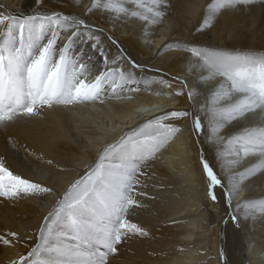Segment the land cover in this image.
<instances>
[{
    "label": "snow or ice",
    "instance_id": "1",
    "mask_svg": "<svg viewBox=\"0 0 264 264\" xmlns=\"http://www.w3.org/2000/svg\"><path fill=\"white\" fill-rule=\"evenodd\" d=\"M254 3L255 0H210L203 8L198 30L214 27L226 11ZM168 7V0H92L83 13L98 11L113 20L135 18L147 31L148 26L155 28L164 23ZM84 15L37 11L20 16L0 10V129L21 119L42 117L56 107L103 106L112 100H132L139 93V88L130 85L136 82L137 70L143 72L145 66L125 56L122 48L110 58L96 35L102 30L94 29ZM62 31L70 33L63 41ZM108 39L117 44L112 37ZM77 41L90 42L91 48L103 57V69L95 70L98 74H93L86 53L73 50ZM166 48L167 42L160 51ZM182 50L191 54L189 71L203 73L191 88L183 78L173 77L182 89H188L189 101L200 94L197 90L203 82L218 80L204 89L206 103L199 108L190 104L187 109L163 110L140 119L117 139L104 143L91 162L83 164L82 173L63 189L15 172L8 158L0 155V197H53L51 207L30 234L27 230L0 232V244L24 245L17 259L9 264H111L109 258L118 254V246L130 235L147 236V231L131 222L128 215L141 206L136 197L145 195L138 190L143 186L141 177L146 176L142 169L183 131L179 123L182 120L190 119L191 130L197 135L205 134L217 148L219 172L203 151L199 155L211 201L215 204L222 199L232 209L229 221L237 228L242 220L264 217V199H236L245 181L264 174V55L195 44ZM156 82L164 86L154 93L157 97L171 99L184 94L182 89L174 94L164 91L173 85L163 77ZM145 111L137 109V115ZM257 112L261 114L260 122L243 126V118ZM226 127L239 130L220 135ZM9 142L14 149L10 137ZM29 155L56 167L44 153ZM248 157L255 158V163L237 171ZM76 163L82 161L77 159ZM42 174L49 178L53 175Z\"/></svg>",
    "mask_w": 264,
    "mask_h": 264
},
{
    "label": "bare ground",
    "instance_id": "2",
    "mask_svg": "<svg viewBox=\"0 0 264 264\" xmlns=\"http://www.w3.org/2000/svg\"><path fill=\"white\" fill-rule=\"evenodd\" d=\"M91 2L0 0V10L5 14L10 11L20 16L32 15L37 11L84 15L85 6ZM209 2L168 0V15L164 23L155 28L148 26L147 31L142 22L135 18L113 20L98 11L84 15V18L94 29L102 30L97 31L96 35L110 58L122 48L125 56L145 66L143 72L137 70L136 82L130 85L139 88L135 98H144L149 89L164 88L156 82L161 77L173 85L171 89H164L169 93L174 94L182 89V85L173 77L186 80L189 88L194 86V80L203 73L189 71L191 54L182 50L185 46L195 44L264 55V0H255L252 6L226 11L214 27L199 31L201 13ZM67 34L70 33L61 32L62 41ZM108 37L116 40L117 44L113 45ZM166 42L169 48L161 52ZM73 50L86 53V58H90V67L94 69L93 74H98L96 69H103V57L91 48L90 42L77 41ZM212 81L215 82L211 80V84ZM182 90L183 95H173L171 99L161 96L145 101L146 105H157H152L153 110L145 117L137 115L140 108L132 99L112 100L103 106L56 107L42 117L21 119L7 129H0V155L8 158L15 172L63 189L82 173L83 164L91 162L104 143L117 139L124 129L134 127L140 119L163 110L187 109L190 104L199 108L206 103L202 91L197 90L200 94L189 101L186 95L188 89ZM260 119L255 117L248 121L245 116L242 124L255 125ZM179 123L183 131L142 169L146 176L141 177L143 186L138 190L145 195L136 197L141 206L130 210L128 215V219L143 227L148 235H130L118 246V254L109 258L111 264H264V217L257 215L255 220H242L239 228L229 221L232 209L222 199L214 204L208 197L199 161L200 152L203 151L219 172L217 148L209 143L205 134L197 135L191 130L190 119ZM238 130L226 127L221 129L220 135L234 134ZM9 137L15 144L14 149ZM30 152L37 155L44 153L45 159H52L56 167L37 160L29 155ZM77 159L82 163L78 165ZM253 163L255 158H244L237 171ZM60 168L66 171L61 172ZM46 172H51L52 177L42 174ZM247 181L252 183L245 181L236 199H264V174ZM52 201L53 197L12 200L0 197V232L27 230L30 234L51 207ZM235 203L236 200H233ZM23 248V244L16 247L0 244V264H9L10 260L17 259Z\"/></svg>",
    "mask_w": 264,
    "mask_h": 264
},
{
    "label": "rangeland",
    "instance_id": "3",
    "mask_svg": "<svg viewBox=\"0 0 264 264\" xmlns=\"http://www.w3.org/2000/svg\"><path fill=\"white\" fill-rule=\"evenodd\" d=\"M125 62V64L124 65H126L127 66V64H126V62H127V60H125L124 61ZM197 80V79H196ZM196 80H194V84L196 83ZM176 81V80H175ZM213 82V81H212ZM214 83L216 84V83H218V81L217 80H215V82H213L212 84L214 85ZM212 84H211V81H205V82H203L202 84H201V86H200V88L198 89V90H200V91H202L203 92V94H202V98H205L206 100H207V93L204 91V89H208V88H210L211 86H212ZM142 91H145V90H142ZM147 91V90H146ZM151 91V92H150ZM157 90L156 89H154V88H151V89H149V91H148V95H146L144 98L143 97H141V98H133V101H135L136 102V105L138 104L139 106H138V108H143V109H147V111H145L143 114H141L143 117H145V116H149L150 114V112L153 110V107H156L157 105L156 104H149V105H146L145 104V101H151L152 100V98H156L157 96H155L154 95V93L156 92ZM142 96V95H141ZM201 96V95H200ZM118 101H120V100H118ZM130 101H132V100H130ZM152 105H153V107H152ZM255 115H257V116H255ZM258 117V118H261V114L259 113V112H257L256 114H248V115H246V117L248 118V121H251V120H253V118H255V117ZM247 183H252V181H246ZM250 183V184H251ZM249 185V184H248ZM248 187V186H247ZM248 191V190H247ZM249 192V191H248ZM234 223V222H233ZM235 224V223H234Z\"/></svg>",
    "mask_w": 264,
    "mask_h": 264
}]
</instances>
